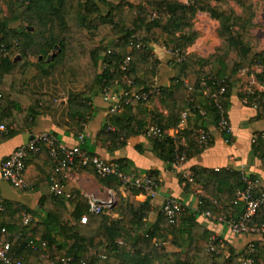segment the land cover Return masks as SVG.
Instances as JSON below:
<instances>
[{"label":"trees","instance_id":"trees-1","mask_svg":"<svg viewBox=\"0 0 264 264\" xmlns=\"http://www.w3.org/2000/svg\"><path fill=\"white\" fill-rule=\"evenodd\" d=\"M141 1L144 3L129 0H8L7 14L0 7V121L6 126V131L0 132V142L18 131L10 127L13 123L22 128L30 119L31 124L39 113V103L45 100L44 95L31 92L23 84L29 65L44 62L55 51L50 63L61 57L60 78L64 82L83 84L88 90L99 86L113 87L117 83L129 90L148 88L160 62L150 47L151 43H157L173 52L170 63L174 75L169 85L158 88L157 95L160 102H164L167 116L147 109L146 103L154 99H150L151 96L133 99L120 112L108 116V123H104L98 136L108 138L111 147L118 148L125 145L130 136L145 133L152 124L162 129L177 124L182 112L186 111V126L181 133L192 134V137L188 145L182 147L185 157L203 151L211 140L208 137L206 143H200L197 129L205 127L209 121L217 123L212 95L216 94L215 100L227 112L233 85L245 66H260L261 71L255 73V79L264 83V54L257 50V39L250 31L254 15L252 0H235L242 7L241 14L231 9H217L202 0H191L188 4L175 0ZM99 3L107 7L105 13ZM199 11L208 12L221 21L223 46L206 57L193 58L186 49L194 37L184 29ZM161 13L166 17L163 18ZM152 14L155 16L151 17ZM126 56L129 66L123 72L119 66ZM103 62L108 68L99 70ZM123 74L132 80V84L121 82ZM221 85L224 91L219 94ZM239 97L247 98L246 105L255 108V119L264 118V90L239 94ZM10 103H13V119H2L1 114ZM88 115L89 108L83 106L80 122ZM150 140L157 156L167 161L171 168L176 154L173 138L165 134L162 138L150 136ZM82 146L86 149L85 141ZM253 151L264 164L262 137L253 143ZM33 155L51 164L50 170L40 173L42 182L40 177L34 179L35 186H49L54 163L46 149ZM87 169L94 172L92 168ZM192 172L194 183L188 182L180 173L179 181L185 190L199 185L204 194H199L196 208L183 203L173 222L161 207L155 221L148 222L151 197L138 200L136 195L140 190L130 188L127 196H116L114 204L98 214L89 213L87 198L77 195L76 207L68 219L61 201L65 196H58L57 200L42 199L39 210L45 213L44 217L27 226L22 225V211L36 216V210L0 200L3 207L0 227L20 235L12 241V246L18 243V254L12 255L11 250L10 254L22 264H36L40 260L59 264L66 258L70 260L65 264H80L81 261L85 264H244L248 258L252 264H264L263 240L250 241L236 250L197 220L204 210L211 214L228 211L234 216L242 212L241 202L231 203L236 191L242 188L240 171L193 165ZM147 174L158 179L155 171H147ZM97 176L110 188L122 185L114 175ZM217 203L223 207L219 209ZM113 213L116 216L111 217ZM83 214H87L85 223L79 220ZM252 224L262 229L264 205L257 210ZM260 233L264 237V231ZM29 239L36 248L28 245ZM166 243L177 249H168ZM101 248L105 253H101Z\"/></svg>","mask_w":264,"mask_h":264},{"label":"crops","instance_id":"crops-1","mask_svg":"<svg viewBox=\"0 0 264 264\" xmlns=\"http://www.w3.org/2000/svg\"><path fill=\"white\" fill-rule=\"evenodd\" d=\"M7 1L0 0V7L4 14L8 13ZM1 25V22H0ZM152 52L157 55L160 62L157 66L156 75L153 77L152 84L157 88L167 86L174 70L170 63L172 52L165 47L157 44H150ZM52 54V53H51ZM53 58V57H52ZM52 58L44 62L29 65L25 69L23 84L31 92L42 94L45 97L43 102L39 103L40 110L36 117L26 126L18 128L16 123L10 127L18 131L8 139L0 142V164L1 161L10 154L15 147L28 141L32 134L47 131L53 134L61 143L66 146H73L77 143V136L84 134L85 147L89 153H95L104 159L119 162L120 167L127 173L145 174L147 171H155L159 180L158 194L150 199V211L147 214V221L154 222L160 210L164 198L170 196L182 201L185 204H191L194 208L198 206L199 194H204L199 185H192L190 189L185 190L183 184L179 181L178 174L192 172L193 165H200L206 168H226L235 171H244L253 176L261 187L264 188V164L261 159L254 154L253 142L251 138L254 134L264 133V118L255 119L256 110L252 106L244 103V99L239 97L233 85L230 103L227 110L229 122V131L220 129L217 123L209 121L206 129L209 133L211 143L203 151L186 158L183 162L173 164L169 168L167 161L159 158L153 150L150 136L146 133H140L130 136L125 145L112 148L111 141L108 138L99 137L98 133L103 127L107 117V106L101 98L102 88L95 87L88 90L87 86L75 82H64L60 78L61 57H58L52 64ZM108 68L106 63H100L99 70ZM239 75V74H238ZM124 78L121 82L124 83ZM158 91V89H157ZM149 111H157L163 117L167 116V109L164 102H160L159 97L147 102ZM78 106H82L79 108ZM83 106L89 108V115L80 122V115H83ZM1 118L13 119V103L7 106ZM186 124L178 126L170 125L164 128L165 134L173 137L177 136V145L186 147L192 137V134L184 135L181 131ZM264 140V138H263ZM51 164L47 160H41L34 155L27 159L25 169V179L27 186L18 188L12 186L5 180L0 179V200H9L17 203L19 206L34 209L36 216H32L31 221H39L45 213L39 210V204L42 199L57 200L50 190L48 184L35 186L34 179L43 178L40 173L50 170ZM64 188L70 196L61 199L64 202L65 218H69L70 212L74 210L77 202V195L87 198L93 195L100 200L110 196L125 197L129 194V189L119 186L116 189L104 185L99 177L90 169L71 170L64 181ZM138 200H144L146 195L138 193ZM218 208L223 206L217 203ZM229 213H214L211 216H205L200 213L197 220L206 225L213 234L220 239L226 240L236 250L242 249L250 241L263 240L260 232L256 233H234L220 217ZM111 217L116 214H110ZM264 231V225H263ZM18 243L12 246L11 254L17 255ZM36 264H47L39 261Z\"/></svg>","mask_w":264,"mask_h":264},{"label":"built area","instance_id":"built-area-1","mask_svg":"<svg viewBox=\"0 0 264 264\" xmlns=\"http://www.w3.org/2000/svg\"><path fill=\"white\" fill-rule=\"evenodd\" d=\"M155 16V14H153ZM173 54V52H172ZM174 54L177 55V52ZM129 57L126 56L120 63V69L124 72L128 69ZM124 84H132V80L123 74ZM117 83V81H116ZM157 87L150 85L148 88H138L129 90L120 86L118 83L116 86L109 87L103 86L101 92V98L107 106V117L111 114L120 112L131 100L133 99H147L154 92L157 91ZM224 91V87H219L218 93L221 94ZM216 94L212 95L214 100V106L217 109V125L224 131H229V122L227 112L222 105L215 100ZM245 101V100H244ZM187 112L184 111L181 114V119L178 122V126L186 124ZM108 123V118L105 121ZM108 128H113L109 126ZM6 131V126L0 121V132ZM148 136H156L162 138L165 135V130L160 128L156 124L149 126L145 132ZM198 141L200 143H206L209 137L208 130L205 127H199L197 129ZM258 137L264 138V133L254 134L251 141L254 143ZM176 149L173 164L183 162L185 157L183 146L177 145V136L172 137ZM84 134L80 133L77 136V143L73 146H66L61 143L53 134L47 131H41L32 134L27 142L20 144L14 148V150L8 154L0 164V179L7 181L14 187L23 188L27 186L25 179V169L27 159L33 154L40 153L43 149H46L48 156L54 163V168L50 175L49 190L50 192L58 196H70L64 188V181L71 170H80L85 168H92L94 172L101 176L114 175L121 182L122 186L127 188H135L140 190L141 193L151 198L158 194L159 180L150 176V174H135L124 172L119 164L115 161L107 160L95 153H89L83 148ZM183 177L190 183H194L193 172H187L183 174ZM240 180L242 182V188H239L234 198L231 200L232 204H243L242 212L234 216L231 213L224 214L220 219L228 225V228L234 233H256L263 230L255 227L252 224V219L256 215L260 206L264 205V188L261 187L258 181L251 177L250 174L241 171ZM88 212L92 214L101 213L105 209H109L115 202L114 196H110L104 200H100L93 195L87 196ZM183 208V202L173 198L166 197L161 205V210L170 220L173 222L175 217ZM3 207L0 205V210ZM202 215L211 216L209 210L201 212ZM32 220V216L29 212L23 210L21 214V222L23 226H27ZM81 223L87 221V214H83L79 218ZM0 264H22L20 260L14 259L11 254L12 241L19 239V234H13L6 230L5 227H0ZM28 245L32 248H36L31 239L28 240ZM70 258L62 259L59 264H65ZM55 264V262H53ZM80 264H85L81 261ZM244 264H252L250 258L244 260Z\"/></svg>","mask_w":264,"mask_h":264},{"label":"rangeland","instance_id":"rangeland-1","mask_svg":"<svg viewBox=\"0 0 264 264\" xmlns=\"http://www.w3.org/2000/svg\"><path fill=\"white\" fill-rule=\"evenodd\" d=\"M133 3L142 2L141 0H129ZM188 4L191 0H175ZM204 3L210 4L217 9H231L237 14H241L242 7L235 0H202ZM253 12L251 33L257 39V50L264 54V0H252ZM102 12L105 13L107 7L99 3ZM153 14L151 15V17ZM163 18L166 17L165 13H161ZM222 24L219 19L211 17L208 12L199 11L190 18L189 26L185 27L184 31L190 36L194 37V41L187 47V52L193 58L206 57L213 53L216 48L223 46V37L221 34ZM52 53V52H51ZM14 54V53H13ZM172 66V65H171ZM173 68V67H172ZM261 71L260 66L256 65L252 68L245 66L238 73V79L234 83V87L239 94H252L258 90H264V83H258L255 79V73ZM155 80H152L153 84ZM158 91L154 92L150 99L156 98ZM247 100V98H245ZM247 101H244L245 104ZM116 200V197H114ZM168 249H177L176 246L166 243ZM101 253H105L104 248L100 249ZM41 261V260H40ZM44 262V261H43ZM46 263V262H45Z\"/></svg>","mask_w":264,"mask_h":264},{"label":"water","instance_id":"water-1","mask_svg":"<svg viewBox=\"0 0 264 264\" xmlns=\"http://www.w3.org/2000/svg\"><path fill=\"white\" fill-rule=\"evenodd\" d=\"M55 53H56V52L53 51L52 54L48 55V56H47V60H49L50 58H52V57L55 55Z\"/></svg>","mask_w":264,"mask_h":264}]
</instances>
